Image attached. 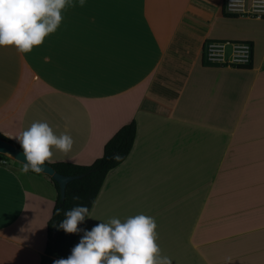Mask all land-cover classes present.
Returning <instances> with one entry per match:
<instances>
[{
  "label": "crops",
  "instance_id": "1",
  "mask_svg": "<svg viewBox=\"0 0 264 264\" xmlns=\"http://www.w3.org/2000/svg\"><path fill=\"white\" fill-rule=\"evenodd\" d=\"M225 0H86L29 54L0 47V133L34 121L67 132L53 162L89 166L135 121L83 230L144 214L172 264H264V19ZM209 41L248 42L251 68L209 66ZM20 145V144H19ZM0 163V264H40L51 178Z\"/></svg>",
  "mask_w": 264,
  "mask_h": 264
},
{
  "label": "clouds",
  "instance_id": "2",
  "mask_svg": "<svg viewBox=\"0 0 264 264\" xmlns=\"http://www.w3.org/2000/svg\"><path fill=\"white\" fill-rule=\"evenodd\" d=\"M84 7L86 0H78ZM74 0H0V47H14L20 54H29L44 44L63 21V11L76 7ZM16 139L26 163L24 173H40L46 163H52L55 152L65 155L73 149L74 140L67 132L56 134L45 121H34ZM113 159L119 160L116 155ZM79 200V196H74ZM96 201H92L95 209ZM65 219L59 228L68 234L81 231L78 225L90 217L89 207L76 205L63 210ZM156 222L144 214L129 216L123 222L112 218L96 224L90 231L83 230L80 242L68 258L53 264H172L161 254L157 244Z\"/></svg>",
  "mask_w": 264,
  "mask_h": 264
},
{
  "label": "trees",
  "instance_id": "3",
  "mask_svg": "<svg viewBox=\"0 0 264 264\" xmlns=\"http://www.w3.org/2000/svg\"><path fill=\"white\" fill-rule=\"evenodd\" d=\"M224 15L232 18L238 17V15L228 13H225ZM251 65H238L234 66V68L248 69L251 68ZM209 66L221 67L222 65L210 64ZM223 66L227 67V65ZM135 136L136 123L135 121H132L121 127L106 143L103 155L93 164L83 166L67 162L50 163V165H52L60 174L67 176L82 175V177L73 180L67 185L64 200L61 199L59 185L50 177L57 190V200L53 209L52 217L48 223V240L40 264H53L55 259H66L71 255L74 243L80 232L76 234H68L59 228L56 238L53 237L54 227H59V224L65 219L63 210L71 209L76 205H86L89 207V211L91 210L92 201H95L97 198L108 173L119 166L130 154L135 141ZM0 138L22 149L19 144L1 133ZM116 155H119L121 159H113ZM0 160H4L5 162L8 161L6 155L3 154H0ZM74 196H79L80 199L74 200ZM84 223L85 221L78 225L79 229H82Z\"/></svg>",
  "mask_w": 264,
  "mask_h": 264
},
{
  "label": "built area",
  "instance_id": "4",
  "mask_svg": "<svg viewBox=\"0 0 264 264\" xmlns=\"http://www.w3.org/2000/svg\"><path fill=\"white\" fill-rule=\"evenodd\" d=\"M224 6L228 14L264 19V0H225ZM206 58L211 65H251L253 46L248 42L209 41ZM0 163L6 162L0 160Z\"/></svg>",
  "mask_w": 264,
  "mask_h": 264
},
{
  "label": "water",
  "instance_id": "5",
  "mask_svg": "<svg viewBox=\"0 0 264 264\" xmlns=\"http://www.w3.org/2000/svg\"><path fill=\"white\" fill-rule=\"evenodd\" d=\"M0 154L10 156L15 161H18L22 164L26 163V159L23 156V150L20 149L19 147H17L16 145H14L8 141H5L1 138H0ZM40 173H43V174L51 177L59 185L60 196H61L62 200L65 199L67 185L70 182H72L73 180H76V179H79L82 177V175H80V176H67V175L60 174L49 163H46L43 166V170ZM58 231H59V227L55 226L54 230H53V237L54 238H56Z\"/></svg>",
  "mask_w": 264,
  "mask_h": 264
},
{
  "label": "rangeland",
  "instance_id": "6",
  "mask_svg": "<svg viewBox=\"0 0 264 264\" xmlns=\"http://www.w3.org/2000/svg\"><path fill=\"white\" fill-rule=\"evenodd\" d=\"M6 159H8L9 161L14 160L13 158H11L10 156H7V155H6Z\"/></svg>",
  "mask_w": 264,
  "mask_h": 264
}]
</instances>
